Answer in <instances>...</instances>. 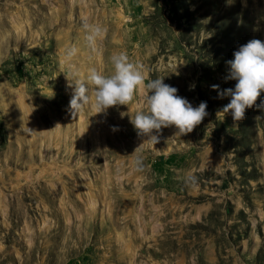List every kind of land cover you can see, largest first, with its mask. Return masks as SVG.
Returning a JSON list of instances; mask_svg holds the SVG:
<instances>
[{"label":"rangeland","instance_id":"obj_1","mask_svg":"<svg viewBox=\"0 0 264 264\" xmlns=\"http://www.w3.org/2000/svg\"><path fill=\"white\" fill-rule=\"evenodd\" d=\"M252 39L264 0H0V264H264V111L217 116L211 87ZM120 52L145 86L73 117L69 82ZM158 77L208 115L142 145L129 117Z\"/></svg>","mask_w":264,"mask_h":264},{"label":"clouds","instance_id":"obj_2","mask_svg":"<svg viewBox=\"0 0 264 264\" xmlns=\"http://www.w3.org/2000/svg\"><path fill=\"white\" fill-rule=\"evenodd\" d=\"M82 27L89 44H93L101 35L102 30L99 26L84 22ZM76 51L71 49L69 55ZM233 56L232 60L227 61L229 73L225 79L235 81V87L223 91H219V85L211 87L213 91H218V98L223 99L225 96L230 98L229 103L217 111V116L231 114L232 120L237 123L245 119L246 110L257 106V100L261 93H264V41L252 39L240 46ZM110 59L113 65L111 75H105L93 67L89 69L86 82L78 79L69 82V87L73 89L69 101L73 117L79 115L90 98L94 99L93 107L99 114L109 108L127 105L133 100L137 88L145 86L141 66L130 62L126 53L113 54ZM194 87L195 85L190 86V90ZM146 88L149 94L145 98L144 110L129 117L137 136L143 138L142 145L155 146L159 143L161 130L172 126L177 130L174 137L186 135L208 115L206 102L193 107L177 94L178 89L165 84L164 78L150 80ZM258 107L264 111V101H261ZM140 163L138 159L137 164Z\"/></svg>","mask_w":264,"mask_h":264},{"label":"trees","instance_id":"obj_3","mask_svg":"<svg viewBox=\"0 0 264 264\" xmlns=\"http://www.w3.org/2000/svg\"><path fill=\"white\" fill-rule=\"evenodd\" d=\"M189 9H187V11H188ZM189 12V11H188ZM260 96H264V95H260ZM260 103H261V101H259L258 102V100H257V106H254L253 108H251V109H248V110H246V112H257V109L256 108H258L259 109V105H260ZM260 110V109H259ZM261 111V110H260Z\"/></svg>","mask_w":264,"mask_h":264}]
</instances>
